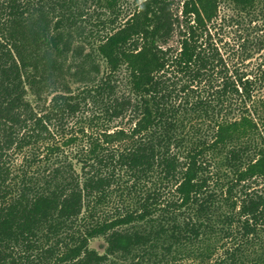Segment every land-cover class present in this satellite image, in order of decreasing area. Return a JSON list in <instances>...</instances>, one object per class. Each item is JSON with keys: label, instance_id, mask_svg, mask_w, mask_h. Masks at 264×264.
Here are the masks:
<instances>
[{"label": "trees", "instance_id": "1", "mask_svg": "<svg viewBox=\"0 0 264 264\" xmlns=\"http://www.w3.org/2000/svg\"><path fill=\"white\" fill-rule=\"evenodd\" d=\"M0 264H264V0H0Z\"/></svg>", "mask_w": 264, "mask_h": 264}, {"label": "rangeland", "instance_id": "2", "mask_svg": "<svg viewBox=\"0 0 264 264\" xmlns=\"http://www.w3.org/2000/svg\"><path fill=\"white\" fill-rule=\"evenodd\" d=\"M91 247L93 248V249H96V250H99V251H101L102 249H103V247H104V244H103V241L102 240H94V241H92V243H91Z\"/></svg>", "mask_w": 264, "mask_h": 264}]
</instances>
